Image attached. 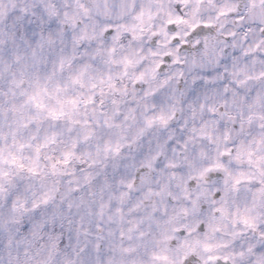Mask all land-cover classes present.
Instances as JSON below:
<instances>
[{"label": "clouds", "instance_id": "obj_1", "mask_svg": "<svg viewBox=\"0 0 264 264\" xmlns=\"http://www.w3.org/2000/svg\"><path fill=\"white\" fill-rule=\"evenodd\" d=\"M261 73L264 0H0V264H264Z\"/></svg>", "mask_w": 264, "mask_h": 264}, {"label": "snow or ice", "instance_id": "obj_2", "mask_svg": "<svg viewBox=\"0 0 264 264\" xmlns=\"http://www.w3.org/2000/svg\"><path fill=\"white\" fill-rule=\"evenodd\" d=\"M180 22H183L182 19L177 20V21H169V23L172 24L173 26L175 25V23H180ZM109 35H111V33H109ZM245 54L247 55V53H245ZM62 67H63V63H61V68ZM261 76H264V73H261ZM49 79H50V77H49ZM76 82H78V80ZM46 91H47L46 86L41 87L40 90L37 91L36 93H34L32 95H27L25 103H33L36 108L44 110L46 108V105L41 103V99H42L41 93L46 92ZM90 102L95 103V97H93ZM69 103H71L75 106L77 104V101L75 99H72L69 101ZM65 115H66V113L63 111H58V110L52 109V110L48 111L47 118L50 120L59 121V120L63 119L65 117ZM25 126H27V125H25ZM2 129H3V123L0 122V132H2ZM54 143H56V133H51L49 136L45 137L44 142L42 144V147H47L50 144H54ZM76 146L77 145L74 143L73 147H76ZM37 151H39V149H37ZM116 151L119 152L120 148L117 147ZM73 155H75V153H73V152L64 153L65 159L60 161V163L67 166L68 164H70ZM52 167L55 168V165H52ZM21 168H23L22 164H21ZM29 171L34 175L39 174V169L36 166L29 169ZM131 186L132 185H129V187H131ZM219 196H220V192L217 191L216 197H219ZM52 198L53 197L50 195H45L42 201H36V202L30 201L27 205H23L22 207L24 208V211L26 213L29 211V209H31V211L34 212L36 214V216H39L42 206H47ZM51 219H54V216L51 217ZM245 222H247V221H245ZM203 227H204L203 224L199 225V228L201 230H203ZM210 259H216V260H218L219 264H224V262L227 260V257H225L222 261L218 257H215V258L210 257Z\"/></svg>", "mask_w": 264, "mask_h": 264}]
</instances>
